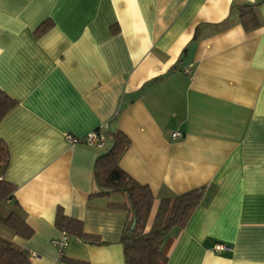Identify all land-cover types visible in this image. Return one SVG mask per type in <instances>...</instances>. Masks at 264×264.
Wrapping results in <instances>:
<instances>
[{"label": "crops", "instance_id": "0c3cea01", "mask_svg": "<svg viewBox=\"0 0 264 264\" xmlns=\"http://www.w3.org/2000/svg\"><path fill=\"white\" fill-rule=\"evenodd\" d=\"M0 89L16 100L3 177L33 231L0 236L33 264H124L131 215L110 204L126 195L93 174L115 131L120 167L154 197L146 228L161 198L202 188L164 236L166 264H264V0H0ZM95 129L102 148L64 138ZM58 209L100 242L70 236L60 260Z\"/></svg>", "mask_w": 264, "mask_h": 264}, {"label": "trees", "instance_id": "16d2710c", "mask_svg": "<svg viewBox=\"0 0 264 264\" xmlns=\"http://www.w3.org/2000/svg\"><path fill=\"white\" fill-rule=\"evenodd\" d=\"M238 14L245 29L259 24L249 6L240 7ZM15 104L16 100L0 89V120ZM129 143V138L123 132L115 131L111 135L110 146L97 155L93 174L100 189L98 193L122 192L126 195V202L110 204L129 209L131 215L121 237L124 264H166V256L161 248L164 236L171 227L185 225L200 201L202 188L161 198L154 219L149 228H146L154 197L148 185L137 182L120 167V158ZM8 161L7 146L0 139V207L13 201V207L7 214L0 215V224L16 235L28 238L33 231L19 213L17 202L13 200L14 186L3 177ZM55 225L69 236L89 242H100L96 236L83 231L79 220L65 216L59 209ZM60 260H64V254L60 256ZM70 262L83 264L74 260ZM0 264L33 263L27 250L18 248L10 240L0 236Z\"/></svg>", "mask_w": 264, "mask_h": 264}, {"label": "built area", "instance_id": "2783aa9c", "mask_svg": "<svg viewBox=\"0 0 264 264\" xmlns=\"http://www.w3.org/2000/svg\"><path fill=\"white\" fill-rule=\"evenodd\" d=\"M171 135L174 138H178L182 136V132L177 130L172 132ZM106 137V134L99 129L87 132L82 138L72 136L68 133L64 134L65 140L71 145L83 141L95 148H102L106 142ZM69 237L68 234L62 232L59 237L51 239V244L56 248L59 257L64 253ZM217 247L220 248L221 246L218 245Z\"/></svg>", "mask_w": 264, "mask_h": 264}, {"label": "rangeland", "instance_id": "374dc122", "mask_svg": "<svg viewBox=\"0 0 264 264\" xmlns=\"http://www.w3.org/2000/svg\"><path fill=\"white\" fill-rule=\"evenodd\" d=\"M7 210H5L2 206L0 207V215L4 216L7 214Z\"/></svg>", "mask_w": 264, "mask_h": 264}]
</instances>
